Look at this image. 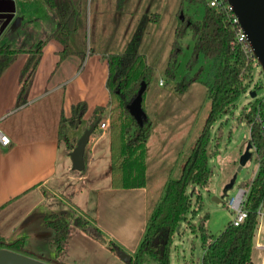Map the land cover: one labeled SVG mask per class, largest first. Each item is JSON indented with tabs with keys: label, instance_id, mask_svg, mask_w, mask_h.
I'll use <instances>...</instances> for the list:
<instances>
[{
	"label": "trees",
	"instance_id": "obj_1",
	"mask_svg": "<svg viewBox=\"0 0 264 264\" xmlns=\"http://www.w3.org/2000/svg\"><path fill=\"white\" fill-rule=\"evenodd\" d=\"M104 1L109 9L112 5L111 0ZM186 1L195 7L203 5V15L201 18H195L194 15L185 12L184 19L178 15V24L165 72L170 78L176 77L175 70L183 49L182 39L190 31L194 45L192 55L187 62L188 73L176 83L175 89L182 94L194 81L201 80L204 66H201L194 75L189 73L195 68L198 59L203 58L209 65L207 77L202 81L207 87L211 106L203 130L194 142L179 178L169 179L162 198L150 207L145 233L135 257H132V262L129 264H171V249L177 228L192 210V196L189 190L196 186L209 187L214 173L210 158L218 154V141L221 137L218 135L214 149L210 148L211 126L218 117L230 113L239 97L246 91V81L251 80L253 75L254 60L250 57V53L237 43L235 24L228 19L227 13L210 7L207 0ZM45 2L54 11L57 22L54 31L46 39L38 41L28 52L29 56L20 73L21 88L17 106L28 101L43 47L48 40L54 38L61 43L60 59L76 54L83 60L89 35L90 53L101 54L108 62L106 85L111 97L109 131L112 185L114 188L145 187L148 183L147 140L151 135L153 121L147 115L143 125H140L127 106L137 94L142 81L147 83V88L151 81L152 66L141 51V44L148 24L155 19L154 15L150 16V13L145 11L138 19L125 47L120 51H111L101 43L97 35L100 13H105L107 10L100 9L99 0H90L94 8L93 12L90 9V13L88 0H45ZM130 3L131 0H116L113 4L114 10L109 15L124 12ZM183 3L184 0L180 2L178 12H182ZM113 18L115 21L118 19L114 16ZM113 18L109 21L112 22ZM103 22L107 24L108 21ZM20 52L21 50L14 48L10 42H0V74ZM147 88L143 94L144 110ZM87 110V103L79 101L72 106L69 117L61 118L59 138L60 142L65 143L68 152L73 150L78 140L70 136V131L80 126ZM106 110L105 106H96L87 121L86 128L94 122H97L96 129L100 127ZM258 111L260 117L256 118ZM243 117L250 124L251 141L256 147L255 160L259 164V169L253 178L239 183L248 189L245 201L248 215L240 225H234L229 221L216 237H212L206 228L200 227L199 232L204 247L200 258L201 264L253 263L255 236L260 221L257 211L260 205L264 204V96L257 97L251 103L249 112H243L241 121L244 120ZM197 199L202 202L198 195ZM80 215L71 216L68 210L63 213L46 214V224L55 231L52 244L56 249V258L62 259L71 235L79 229L92 232L97 238H101V230L93 225L87 216ZM4 245L18 252L36 255L24 247L23 239L8 242L0 234V248ZM110 247L113 251L120 252L117 246L112 244Z\"/></svg>",
	"mask_w": 264,
	"mask_h": 264
},
{
	"label": "rangeland",
	"instance_id": "obj_2",
	"mask_svg": "<svg viewBox=\"0 0 264 264\" xmlns=\"http://www.w3.org/2000/svg\"><path fill=\"white\" fill-rule=\"evenodd\" d=\"M115 1L111 0L112 5L108 9L105 1L99 0L100 9L107 10L105 13H100L97 35L101 43L111 51H120L125 47L126 41L133 32L138 19L145 11L149 12L150 16L154 15L155 18L147 26L141 44V51L146 55L153 70L146 93L150 91V103H153L150 106V118L154 124L153 136L150 139V150L157 151L156 157H158H155L156 160L155 158L150 160V164L148 162V184L146 187L128 190L126 191L128 193H123L126 194L125 196H116L121 200H117L113 206L126 225L133 224L137 228V233L139 230V236L136 237V233H134L135 235L132 238L120 237V241L124 243L120 244L118 237H115V240L107 231L101 230V238H96L102 243H107V247L111 251L113 250L109 246L113 244L120 251L135 257L138 245L145 233V227L147 226L145 219L148 222L150 207L164 195L167 181L171 178H179L193 144L203 130L211 106V99L203 82L209 72V65L203 58H199L195 68L189 74L194 75L201 66H204L201 80L194 81L182 94L176 91V83L188 73L187 62L193 51L192 33L188 31L182 39L183 49L176 66V77L170 78L165 72L172 41L175 37V28L178 24V15L186 12L194 15L195 18H201L203 5L195 7L184 0L183 10L178 12L182 0H131L130 5L126 7L124 12L118 15L117 13L109 15L114 10L113 4ZM88 8L89 13L90 9L92 12L94 11L93 3L90 4V0H88ZM47 10L50 13L51 20L54 23L55 20L57 22L54 11ZM113 16L118 19L115 21ZM110 18H113L112 22L109 21ZM103 21L108 22L105 24ZM10 29L11 27L0 37V42L8 43L11 42V39L15 41L18 33L12 34ZM58 44L62 46L60 42ZM89 46L90 39L88 35L85 57L91 54ZM253 65L252 79L246 81L247 89L239 97L236 105L232 107V112L230 111V113L218 117L211 126L210 148L214 149L216 137L218 135L221 137L218 141V154L210 158L214 173L209 187L199 188L196 186L189 190L190 194L192 193V210L187 214L186 220L178 226L179 231L176 232L171 249V264H201L200 258L204 247L199 232L200 227L206 228L212 237L218 236L234 216L232 210L227 207L226 197L237 191L241 181L253 178L259 169V164L255 160L256 147L251 141L250 124L247 123L244 117V120L241 121L243 112H249L251 103L257 97L264 96V74L257 61H254ZM252 91L256 92L254 97L250 95ZM179 125L181 127L178 128ZM164 131L167 132V138ZM103 141H106V139ZM101 142L97 147V152L102 149ZM249 142L253 145L252 157L239 169L240 157L245 152ZM61 158L68 160L64 152L61 154ZM107 162L108 155L101 152L98 159H96L95 164L97 165L90 173L88 180L82 181L73 177L70 180L64 179L65 183L61 188V192H54L48 188L46 190V194L50 196L48 205L50 207L56 206L55 208L59 210L65 208L71 216H79L81 213L68 203L70 194L76 191V203L86 206L88 203V185L95 187L108 181ZM63 169L64 160L59 162V172L61 173ZM234 175H237V177L233 188L228 191L223 201L215 200V197L223 196L224 188ZM197 195L201 197L202 202L197 199ZM107 199L108 196L102 197V200ZM100 210H105L103 202H101ZM89 219L93 225L98 227L97 220L94 218V220ZM143 227L144 232H140ZM111 229L116 234L115 228L112 227ZM262 235H264V218L258 228V241L259 236ZM255 239L257 241V235ZM96 252V258L92 261L94 264H114L103 251ZM113 252L118 257L117 264H129L120 257L119 252ZM252 264H264V249L254 247Z\"/></svg>",
	"mask_w": 264,
	"mask_h": 264
},
{
	"label": "crops",
	"instance_id": "obj_3",
	"mask_svg": "<svg viewBox=\"0 0 264 264\" xmlns=\"http://www.w3.org/2000/svg\"><path fill=\"white\" fill-rule=\"evenodd\" d=\"M15 4L16 18L10 30L12 34L17 32L18 37L15 41L11 39L10 43L21 52L0 74V124L11 138L8 146L0 145V234L8 242L23 239L24 247L29 252L41 254L49 261L56 259L66 264H94L92 261L96 258V251L100 250L117 264L118 257L108 249L107 243L98 241L92 232L80 229L71 235L62 259L56 258V249L52 244L55 231L46 224L45 218L47 213L66 211L65 208L59 210L56 206L48 205L50 196L46 190L49 188L61 192L65 183L63 180L72 177L88 180L97 165L96 159L104 152L108 155L107 183L95 187L88 185L86 206L76 203V191L70 194L68 203L84 216L97 220L98 229L107 231L114 239L118 237L120 244H124L120 237L132 238L134 233L136 237L139 236V230L137 233L133 224L126 225L113 207L117 200H121L116 196H125L123 193L136 188H114L112 185L110 124L109 128L98 127L91 134L86 146V168L83 171L72 168L70 152L59 138L62 116L69 117L72 106L79 101H85L88 110L80 126L70 131L71 137L78 139L83 134L96 106L107 108L103 121L109 123L111 97L106 85L107 59L101 54H90L83 60L76 54L60 59L62 46H59V41L54 38L48 40L43 47L28 101L17 106L21 88L20 73L29 56L28 52L54 31L56 20L55 23L51 20L47 10L50 8L45 0H15ZM2 9L3 5H0ZM150 100L149 91L144 99L149 118L150 106L153 104ZM164 135L167 138L166 131ZM152 136L151 131L147 140V170L148 162L150 164V160L158 154L150 150ZM100 142L102 149L97 152ZM62 151L68 160L61 158ZM63 160L64 169L60 173L59 162ZM105 196L108 199L102 200ZM101 202L105 207L103 211L100 210ZM143 230L144 227L140 232Z\"/></svg>",
	"mask_w": 264,
	"mask_h": 264
},
{
	"label": "water",
	"instance_id": "obj_4",
	"mask_svg": "<svg viewBox=\"0 0 264 264\" xmlns=\"http://www.w3.org/2000/svg\"><path fill=\"white\" fill-rule=\"evenodd\" d=\"M232 6V10L237 15L241 26L247 34V39L252 48L253 54L260 64L264 74V0H228ZM0 5L3 9L0 10V37L11 26L13 20L16 18V4L15 0H0ZM181 19H184V14H180ZM147 88V83L142 81L140 88L133 100L128 104L127 108L132 116L140 125H143L147 118V113L143 108V94ZM255 91L250 92L254 97ZM97 127V122L92 123L85 129L83 134L78 138L76 146L70 152L72 167L75 170L83 171L86 168L85 151L86 146L90 140V136ZM252 143L249 142L246 146L245 152L241 155L239 161V169H241L249 159L252 157ZM237 175L231 179L228 185L224 188L222 197H215V200L221 202L227 195L228 191L233 188L236 182ZM192 195V193H191ZM179 228H177V232ZM120 257L130 263L132 256L126 252H119ZM0 264H66L59 260L49 261L41 254L31 255L15 251L7 246L0 248Z\"/></svg>",
	"mask_w": 264,
	"mask_h": 264
},
{
	"label": "built area",
	"instance_id": "obj_5",
	"mask_svg": "<svg viewBox=\"0 0 264 264\" xmlns=\"http://www.w3.org/2000/svg\"><path fill=\"white\" fill-rule=\"evenodd\" d=\"M207 4L215 9L218 10H223L224 12L227 13L228 19L235 24V32H236V41L238 44L242 46V48L250 53V57L254 60L257 61L255 58L252 48L250 46V43L247 39V34L244 31L243 27L241 26L239 19L237 15L234 13L232 10V6L230 5L228 0H207ZM260 117V111H258L256 118ZM262 121V120H261ZM100 127L102 129L109 128V123L102 121L100 124ZM11 143V138L10 136L5 132V130L2 128L0 124V145L3 146H8ZM248 194V189L241 186L240 184L237 187V191L229 196L226 197V204L227 207L232 210L234 216L233 219L231 220L234 225H240L244 220L246 219L248 215V210L245 208V201L247 198ZM264 204L262 203L260 207L258 208V213L260 215V221L259 225L261 224V221L264 218V211H263ZM256 231L257 235V241L255 239V247L257 248H262L264 249V235L259 236V241H258V228ZM256 238V236H255ZM261 239V241H260Z\"/></svg>",
	"mask_w": 264,
	"mask_h": 264
}]
</instances>
